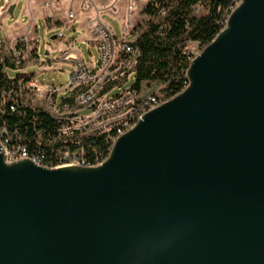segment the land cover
<instances>
[{"label":"water","instance_id":"water-1","mask_svg":"<svg viewBox=\"0 0 264 264\" xmlns=\"http://www.w3.org/2000/svg\"><path fill=\"white\" fill-rule=\"evenodd\" d=\"M185 79L99 165L0 145V264H264V0L236 3Z\"/></svg>","mask_w":264,"mask_h":264},{"label":"built area","instance_id":"built-area-1","mask_svg":"<svg viewBox=\"0 0 264 264\" xmlns=\"http://www.w3.org/2000/svg\"><path fill=\"white\" fill-rule=\"evenodd\" d=\"M231 11L222 16L219 31ZM68 16L90 22L89 42L98 53L96 62L85 63L70 52L71 44L64 42H51L45 61L37 55L38 40L19 37L9 50L0 49V145L7 161L27 158L45 168L99 165L116 139L143 113L177 94H170L161 82H157L161 89L149 90L156 82H146L144 88L130 87L110 97V91L120 89L133 77L138 51L132 29L122 28L117 38L93 12V0H82ZM50 28H55V22ZM199 51L198 47L189 51V60ZM33 65L42 72H68V84L41 83L35 74L8 75ZM61 92L66 94L57 101ZM30 113L46 114L55 123L54 131L40 127ZM91 138H101L104 150L92 145Z\"/></svg>","mask_w":264,"mask_h":264},{"label":"trees","instance_id":"trees-1","mask_svg":"<svg viewBox=\"0 0 264 264\" xmlns=\"http://www.w3.org/2000/svg\"><path fill=\"white\" fill-rule=\"evenodd\" d=\"M240 0H148L142 14L144 26L133 28V44L138 57L133 73L136 87L140 82H161L170 94L186 86L185 70L189 64V43L199 50L219 31L222 16ZM199 11V13H198ZM40 127L54 131L55 123L44 113H30ZM28 115V117H32ZM101 150V138L90 140Z\"/></svg>","mask_w":264,"mask_h":264},{"label":"crops","instance_id":"crops-1","mask_svg":"<svg viewBox=\"0 0 264 264\" xmlns=\"http://www.w3.org/2000/svg\"><path fill=\"white\" fill-rule=\"evenodd\" d=\"M0 0V29L2 37L0 49L9 50L19 37H26L29 40H38L35 35L37 23L41 21L47 28H50V23L55 22V28L62 30L65 27H72L76 38L71 41H64L61 34L55 36L53 41L70 43V52L73 55L81 56L79 51L74 49L73 43L80 41L89 42V27L90 22L84 18H70L69 11L77 10L82 0ZM148 0H93V12L98 14L99 19L110 26L109 20H103L106 17L114 21L121 33L122 28L128 26L133 29L137 25H142L147 21V17L142 14V10ZM13 6L12 15L8 12ZM129 6L132 10L129 11ZM136 7V10H135ZM18 8V18L9 26H5L7 19L14 18V11ZM106 21V22H105ZM144 23V24H143ZM110 28V27H109ZM52 41V42H53ZM91 63V62H90ZM146 83V82H142ZM141 84H137V87Z\"/></svg>","mask_w":264,"mask_h":264},{"label":"rangeland","instance_id":"rangeland-1","mask_svg":"<svg viewBox=\"0 0 264 264\" xmlns=\"http://www.w3.org/2000/svg\"><path fill=\"white\" fill-rule=\"evenodd\" d=\"M4 1L1 0V4H3ZM136 10V7H135ZM199 13V11H198ZM18 18V8L14 11V18L13 19H7V22L5 23V26H9L13 21H15ZM103 20H109L110 24V29L112 30L113 34L117 37H121V31L118 27V25L106 18L103 17ZM106 22V21H105ZM144 24V23H143ZM133 30V29H132ZM61 34V38L64 41H71L76 38V34L73 31V28L68 26L63 28L62 30L58 29H49L47 26L39 21L37 23V29L35 31L36 38L38 39V49H37V55L42 61L48 60V57H45L44 53L45 51L49 48V45L53 40H51L52 36H57ZM1 37H2V30L0 29V42H1ZM74 49L79 51V53L82 56V59L84 60L85 63L89 64L90 62H96L98 59V53L96 49L90 45L88 48L87 43H82L80 41H76L73 43ZM196 44L195 43H189L188 44V50L193 51L196 49ZM51 56H55V52H52ZM21 75L25 76L27 74H35L36 79L41 82V83H46V84H53L56 85L57 87L60 86H66L68 84V72H62V71H47V72H42V69L38 65H33L30 67H27L25 69L20 70L18 73L17 72H8V75L10 78H14L16 75ZM133 84H135V80L133 77L129 79L127 83H125L120 89H115L109 92V96H116L119 95L122 90L130 88ZM144 84L141 83L139 84L140 88H144ZM163 86H158V83H152L150 89H161ZM152 89V90H153ZM147 90V91H149ZM66 92H61L58 94L57 101H59L60 98H62Z\"/></svg>","mask_w":264,"mask_h":264}]
</instances>
